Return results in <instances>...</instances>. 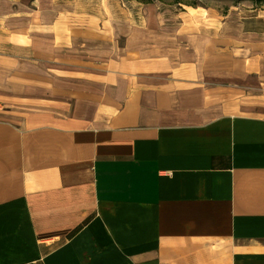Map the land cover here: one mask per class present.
Segmentation results:
<instances>
[{
  "label": "crops",
  "instance_id": "obj_1",
  "mask_svg": "<svg viewBox=\"0 0 264 264\" xmlns=\"http://www.w3.org/2000/svg\"><path fill=\"white\" fill-rule=\"evenodd\" d=\"M89 1L18 19L100 93L0 117V264H264V95L219 112L202 85L234 50L264 73V9Z\"/></svg>",
  "mask_w": 264,
  "mask_h": 264
},
{
  "label": "rangeland",
  "instance_id": "obj_2",
  "mask_svg": "<svg viewBox=\"0 0 264 264\" xmlns=\"http://www.w3.org/2000/svg\"><path fill=\"white\" fill-rule=\"evenodd\" d=\"M60 1L74 2L85 8L90 2ZM123 1L126 7L136 2ZM32 2L33 0H0V117L21 120L31 113L40 112L50 117L62 118L65 112H59L57 109L61 108L63 111L68 107L70 94L88 92L93 100V96L100 93L98 76L93 74L84 76L83 73L71 71L74 67L64 63V56L52 55V50L41 44L35 46L32 42L19 43L16 30L20 22L18 19L27 11L34 13L31 10ZM208 4L207 9L215 11L220 17L231 11L244 12L251 6L247 1L235 4L232 0H210ZM153 5L157 11L165 9L172 12L183 11L160 0ZM261 8H264V2ZM186 12L187 15H194L189 9ZM224 12L226 13L223 14ZM206 15L211 14L204 13V16ZM242 53V50H234L220 59V65L206 67L202 85L205 88L204 92L213 96L212 109L216 107L219 112L226 110L231 113L247 112L252 109L250 99L264 95V73L260 70L247 71L255 68V65L249 64L248 61L247 70H243ZM258 68L259 62L256 64V69Z\"/></svg>",
  "mask_w": 264,
  "mask_h": 264
},
{
  "label": "trees",
  "instance_id": "obj_3",
  "mask_svg": "<svg viewBox=\"0 0 264 264\" xmlns=\"http://www.w3.org/2000/svg\"><path fill=\"white\" fill-rule=\"evenodd\" d=\"M141 3H151L156 0H136ZM163 3H167L168 5L175 6L177 8L182 9L184 6H190V7H204L207 8L209 6L208 1L210 0H160ZM233 3L237 4L243 1H247L251 3L252 8H261L262 3L264 0H232ZM264 9V8H262Z\"/></svg>",
  "mask_w": 264,
  "mask_h": 264
},
{
  "label": "bare ground",
  "instance_id": "obj_4",
  "mask_svg": "<svg viewBox=\"0 0 264 264\" xmlns=\"http://www.w3.org/2000/svg\"><path fill=\"white\" fill-rule=\"evenodd\" d=\"M187 8H189V9H193L192 7H187Z\"/></svg>",
  "mask_w": 264,
  "mask_h": 264
}]
</instances>
